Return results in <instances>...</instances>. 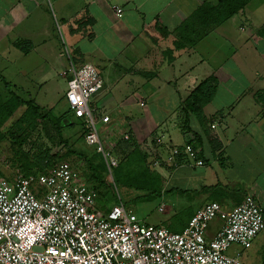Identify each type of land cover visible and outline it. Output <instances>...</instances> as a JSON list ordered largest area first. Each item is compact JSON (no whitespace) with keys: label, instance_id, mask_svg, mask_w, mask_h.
I'll return each instance as SVG.
<instances>
[{"label":"crops","instance_id":"1","mask_svg":"<svg viewBox=\"0 0 264 264\" xmlns=\"http://www.w3.org/2000/svg\"><path fill=\"white\" fill-rule=\"evenodd\" d=\"M204 1L214 0H0V49L17 39L28 52L46 45L52 55L62 29L66 53L58 49L49 56L60 63L57 73L70 61L120 62L122 81L113 83L102 72L104 109L97 105L98 110L117 109L123 102L132 133L139 138L162 127L163 147L194 141L197 134L204 164L179 163L177 179L191 177L208 187L209 196L221 198L224 207L252 194L264 214V0H249L185 45L177 30ZM116 7L122 8L120 17ZM192 25L198 27L195 21ZM212 37L218 51L209 46ZM27 54L16 60L23 63ZM49 68L46 64L44 71ZM205 78H213L216 89L202 107L203 127L193 114L185 120L184 99Z\"/></svg>","mask_w":264,"mask_h":264},{"label":"built area","instance_id":"2","mask_svg":"<svg viewBox=\"0 0 264 264\" xmlns=\"http://www.w3.org/2000/svg\"><path fill=\"white\" fill-rule=\"evenodd\" d=\"M115 14L120 17L122 8L116 7ZM65 69L64 99L86 123V143L100 144L98 122L109 124L106 133L115 135L110 115L90 104L91 95L102 87L97 68L70 61ZM119 138H128L127 131ZM162 143L155 137L156 150ZM101 154L112 180L117 158L108 147H101ZM165 158L175 167L180 158L190 165L204 164L200 150L188 142L167 146ZM97 196L68 161L57 162L46 173L0 178V264H243L240 251L230 254L229 248L250 247L264 230L263 210L252 194L227 210L217 201L207 202L180 231L145 226L121 200L101 211ZM222 209L224 222L207 236V222Z\"/></svg>","mask_w":264,"mask_h":264},{"label":"rangeland","instance_id":"3","mask_svg":"<svg viewBox=\"0 0 264 264\" xmlns=\"http://www.w3.org/2000/svg\"><path fill=\"white\" fill-rule=\"evenodd\" d=\"M52 16L54 15L52 14ZM59 31V37L56 39L60 41V44L56 41L55 46H53L52 55H55V53L58 54V49H61L62 54L66 53L64 45L66 33L62 29ZM212 39L213 37L211 38L209 46L213 51H218L220 49L219 43L217 39L213 41ZM21 42L17 39H12L10 46L0 49V76L12 83L15 92L24 99L32 98L39 105L40 113L45 116L40 119H34L32 122L27 121L21 116L25 110V105H21L4 119L0 118V178H8L11 180L18 173L24 174L19 161L25 155L26 158H31L45 148L50 149V154L58 152L61 155L65 153L66 147L61 142L62 139H65L71 149L82 151L84 157L70 153L62 158L70 160L71 164L74 163L75 166H73L77 167L86 178L92 172L90 163L96 165L100 161L98 153H100L104 160L101 154V147L104 149L105 147L109 148L111 153L117 158V165L121 161H124L125 164L123 166L126 171H135L145 167L150 172L162 176L165 185L164 191L160 195L143 198L142 195L146 191L134 190L124 187L121 184L113 187L116 194H119L117 197L121 198L122 202L136 214L138 220L145 226L154 227L162 225L169 229L179 231L186 224L189 215L195 208H201L210 201L211 197L207 193V190L204 189L206 186L203 187L197 184L191 177H186L184 180L177 179L174 173L175 166L165 158L167 146L169 145L161 146L160 150H156L154 145L155 137H161V133L163 132L161 131L162 127L161 129L160 127H155V131L154 129H150L146 134L141 132L139 138L132 133L134 139L132 138L133 141L130 147L124 151L121 144L116 146V143L120 139L119 136L124 131L132 132L131 123L127 119L131 116L129 114L128 116L125 115L123 110L125 104L123 102L115 105L117 109L105 108L111 114L110 117L113 121L111 123H113V130L116 134L110 136L106 133L109 124L98 122L97 127L101 135L100 144L86 143L84 136L86 134L84 129L86 123L70 112L64 99L68 75L62 72L66 70L67 65L57 73L60 63L53 62L52 58H49L52 55H49L51 51L47 53L46 45L37 46L38 51L36 53L32 51L28 52L30 50L29 48L21 47ZM6 51L7 54L4 53ZM23 52L28 54L22 59V63L16 60V58L24 57L22 56ZM43 58L47 60L45 61ZM46 64L50 68L44 71ZM93 64L101 75L102 87L91 95L90 104L96 107L98 105L100 109H104L102 107V92L106 81L102 77V72L103 74H107L109 77L108 80L114 83L115 81H122L119 77L122 75L124 69L121 68L123 65L118 61L105 64V62L96 60ZM25 65L27 68L23 70L22 67ZM104 67L106 68L105 70H103ZM8 96L9 94L4 84L0 81V103ZM123 97H128V95L124 94ZM135 108L138 112L142 111L139 106H135ZM106 110H99V112L100 114L108 113ZM124 117L127 121H125ZM124 121L130 126L129 128L127 127V130H125V126L123 125ZM56 124L61 128L60 135L57 133ZM140 127L138 126V128ZM11 135L14 136L12 137ZM146 138V142H149L147 145L144 143ZM131 151L134 152V155L141 156V161L135 158L131 162V155L129 154ZM127 153L129 154L128 156ZM113 168L112 172L115 173V169ZM100 174L102 180L112 181L107 176V173L101 172ZM98 187L99 195L98 201L96 198L97 206L99 210L105 211L116 200L114 198L107 200V196L104 193L111 192L107 184L100 182V184L98 183ZM161 204L164 205V209L163 211H158V206ZM230 207L231 205L227 204L225 210ZM223 222L224 210L222 209L207 222L205 229L206 235L215 234ZM236 249L240 251L239 259L243 264L252 262L253 264H264V230L254 237L251 247L241 248L240 246L234 245L229 248L228 253L231 254Z\"/></svg>","mask_w":264,"mask_h":264},{"label":"trees","instance_id":"4","mask_svg":"<svg viewBox=\"0 0 264 264\" xmlns=\"http://www.w3.org/2000/svg\"><path fill=\"white\" fill-rule=\"evenodd\" d=\"M248 1L249 0H214L213 2L204 1L201 4V6L198 8V10L195 12V14L191 16V19L185 22L183 26L177 30V32L180 35L182 41L185 43V45H193L197 39L205 35L209 30L212 29V27L221 25L222 23L227 21L230 17L237 14L239 10L244 8V6ZM194 21L198 23V27L196 25H192ZM180 46L181 45L179 41L175 42V47H180ZM0 81H2L5 89L9 94V96L3 102L0 103V118L4 119L5 117H7V115L12 114L14 110L21 105H25V110L23 111L21 116L24 117V119H26L27 121L32 122V120L34 119H40L45 116L44 114L40 113L39 105H37L32 98L24 99L21 95L15 92V90L13 89L14 85H12V83L7 81L4 77L0 76ZM215 89H216V82L213 78L203 79L194 87V89H192V91L184 99L185 120L188 118L189 114H193L197 118L199 123H201V125L204 127L205 119L202 118V107L206 103L212 100ZM56 128H57V133L60 135L61 128L59 127L58 124H56ZM84 129L85 132H87V128L85 127ZM130 132L131 131H127L128 138H120L116 143V146L118 144L122 145L123 151L126 150L128 147H130V144L134 139L132 136V132L131 134ZM11 136L13 137L14 135ZM61 142L66 147V152L61 155L58 154V152L50 154V149L45 148L43 150H40L37 154L33 155L31 158H26L25 155L22 157L20 161L18 160L24 171L23 172L24 175L46 173L59 161H68L71 163L70 160L62 158L70 153H75L78 156L84 157L83 156L84 153L82 151H76L75 149H71L67 145V141L65 139H62ZM186 142L192 144L194 147H197V145L200 146V138L197 134H196V139L194 141L188 140ZM129 154L131 155V162H133L135 158L141 161L140 158L141 156L139 157V155L138 156L134 155L133 151H131V153ZM129 154L127 153V156ZM98 156L100 161L96 165H92L90 163V168L92 172L89 174V177L86 178L82 172L81 174L85 177V180L96 189L98 195H99L98 183L100 184L101 182L107 184L110 187V191H111L104 193L107 196V200H112L113 198L116 201L121 200V198L117 197L119 196V194L118 193L116 194V191L113 190V187L119 184L127 188H132L134 190L146 191L142 195L143 198L151 197L153 195H160V193L164 191L165 182L162 176L150 172L145 167H142L141 169L135 171H128V170L126 171L125 167L123 166L125 164L124 161L123 162L121 161V163H118V165L113 168L115 169V173L112 172L113 179L111 182L102 180L100 173L101 172L107 173V168L100 153H98ZM200 157L203 159L201 150H200ZM25 158L26 160L24 161ZM181 162H187V161H183L182 158L178 159L177 163L179 164ZM72 165H74V163H72ZM34 167L36 170L34 169ZM97 201H98V196H97ZM210 201H217L221 205L224 204L221 198L217 199L211 197ZM240 202L241 200L234 203V205H237ZM234 205H231V207H233ZM192 214L193 213L189 215L188 220ZM172 231H178V230H172Z\"/></svg>","mask_w":264,"mask_h":264}]
</instances>
